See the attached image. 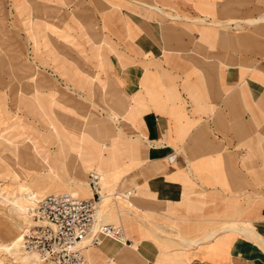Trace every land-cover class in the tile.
Wrapping results in <instances>:
<instances>
[{"label":"crops","instance_id":"obj_1","mask_svg":"<svg viewBox=\"0 0 264 264\" xmlns=\"http://www.w3.org/2000/svg\"><path fill=\"white\" fill-rule=\"evenodd\" d=\"M16 4L52 79L21 60L3 138L27 141L34 166L11 152L55 182L43 198H90L96 172L103 204L131 209L102 214L123 242L102 237L89 264H264V0Z\"/></svg>","mask_w":264,"mask_h":264},{"label":"rangeland","instance_id":"obj_2","mask_svg":"<svg viewBox=\"0 0 264 264\" xmlns=\"http://www.w3.org/2000/svg\"><path fill=\"white\" fill-rule=\"evenodd\" d=\"M12 8L14 10H18L16 0H0V140H2L0 141V143H3V137H5L7 133H9L8 131H6L7 127L13 124L15 125L20 120V114L14 105L15 102L9 100V95L11 92H18L20 88V84L22 81L21 79L17 78L16 71L17 66L19 65L21 60H29L44 76L52 79L50 69L43 68L42 65L39 66L40 63L37 61V58H39L40 56L34 51L31 52L30 46L28 45L26 37L24 35V31L21 30L19 22L15 21V16L12 14ZM24 24L28 25V20H26ZM3 41H6L10 45H12L11 48H13V50L15 48H19V46H22L25 57L23 56V53L9 51L10 47H8V50L5 51V49H3ZM10 80L13 81L10 87L11 89H5L4 83L7 84L10 82ZM28 84L26 86L28 88V92L32 93L31 89L29 88L31 86ZM45 117L47 122L49 123L50 129H52L51 117ZM3 120L4 123H2ZM32 128L33 131H35L36 128ZM25 142L27 141H19V143H22V145L20 144L21 146L15 147L12 146L11 150L19 155V158H22L21 160L23 162L29 163L31 161L33 162L34 166V159L32 160L29 156L31 150L28 147V142ZM51 147L53 146L51 145ZM6 154L8 153L6 152ZM40 181L42 182L34 183L33 186L31 184L28 185V190L36 191L39 188H43L44 190H46L45 183H55L51 180L40 179ZM22 183L24 182L20 181V183H15L8 180L3 174L2 167L0 166V264H34V260L33 262H30V260H23V257L27 255H25V252L20 248V243L16 242L20 237L24 226L31 221L27 209L30 208L29 206L32 205V203L25 200V198L29 199L31 196L25 193V188H21ZM50 188L55 189V185H50ZM102 191L106 192V189L102 187ZM60 192L64 191L60 190ZM60 192L58 194H61ZM51 194L52 193H47V195ZM126 205L127 203L122 200H114L109 197L107 203H104L101 206L100 215L112 211V213H115L116 217V210H120L121 208H123V206ZM20 208H22L23 210ZM124 209L127 211V213L131 211L129 206H126ZM11 241L16 242V247L18 249L16 250V247H13L12 251L9 254L3 249V247L10 248L11 246H9V243Z\"/></svg>","mask_w":264,"mask_h":264},{"label":"built area","instance_id":"obj_3","mask_svg":"<svg viewBox=\"0 0 264 264\" xmlns=\"http://www.w3.org/2000/svg\"><path fill=\"white\" fill-rule=\"evenodd\" d=\"M88 181L91 199L80 200L68 193L48 195L30 210L31 223L22 232L21 245L35 252L40 264H87L81 244L97 246L100 234L122 238L121 227L95 229L100 179L90 174Z\"/></svg>","mask_w":264,"mask_h":264},{"label":"bare ground","instance_id":"obj_4","mask_svg":"<svg viewBox=\"0 0 264 264\" xmlns=\"http://www.w3.org/2000/svg\"><path fill=\"white\" fill-rule=\"evenodd\" d=\"M31 82H33V81H31ZM2 123H4V120L2 121ZM16 127L15 126H13V127H9L8 128V130H13V129H15ZM4 133V132H3ZM4 136V135H3ZM34 138V137H33ZM0 139H1V135H0ZM0 141H2V140H0ZM0 166L2 167V172H3V174L5 175V177L8 179V180H10V181H12V182H15V183H20V181H23L24 183H22L21 184V188H25L24 190L26 191L25 193L27 194V195H29V196H31L29 199L28 198H25V200H27V201H29L30 203H32V205H35V203H37V202H39V201H41L42 199H44L43 198V196L45 195V190L43 189V188H39V189H37L36 191H29L28 190V185H30V184H34V183H40L39 181L40 180H38V181H36V180H33V176H32V174L34 173L33 171H34V169L33 168H31V167H26L25 165H22V164H20L19 162H18V160H17V158H16V156L11 152V147L13 146V143H11V141H10V139H9V137H7V138H5V139H3V143H0ZM6 152L8 153V154H6ZM37 154V153H36ZM38 160V159H37ZM44 165V164H43ZM90 174H97L98 176H99V174L98 173H96V172H92V173H90ZM89 174V175H90ZM41 179V178H40ZM99 179H100V176H99ZM33 180V181H32ZM70 184H73V182H70V183H67L66 182V184H64V186H66V187H69L70 186ZM82 186H88V188H89V190H90V198H87V199H80V198H78V199H80V200H88V199H91L92 198V191H91V189H90V187H89V181H88V185H87V182H86V184L84 183V182H82ZM99 186H100V188H99V193H100V201L99 202H97V205H96V223H95V229L96 230H98V229H100L102 226H108V225H103V224H101V219H102V214L100 215V210H101V206L103 205V202L107 199V196L102 192V190H101V179H100V182H99ZM28 190V191H27ZM64 192H60V190L59 191H56V192H50V193H52L53 195H56V194H58L59 192L60 193H72V194H74L75 196L77 195V196H79L77 193H75L74 191H70V190H68V189H62ZM71 194V195H72ZM73 196V195H72ZM74 196V197H75ZM47 197V196H46ZM109 197H112V198H114L115 200H121V198H119V196L118 195H115V194H113V195H111V196H109ZM77 198V197H76ZM32 205H30L29 207L30 208H28L27 210H28V214H29V218H30V220H31V217H30V211L29 210H31V208L33 207ZM20 209H22V208H20ZM23 210V209H22ZM25 210V209H24ZM25 223V222H24ZM27 223V222H26ZM31 223V221L28 223V224H26L25 226H24V229L29 225ZM23 229V230H24ZM23 232V231H22ZM21 236H22V233H21V235H20V237L18 238V240L16 241V242H18V243H20V248L25 252L24 254L25 255H27V256H25V257H23V260L24 261H28V260H30V262L32 261L33 262V260H34V264H40V262H39V257H38V255L35 253V252H28V251H26L23 247H22V245H21ZM102 237H109V238H115V237H113V236H110V235H105V234H100L99 235V243H100V241H101V238ZM115 239H119L120 241H122L123 242V240H121L122 238H115ZM16 242H13V241H11L10 243H9V246H11L10 248H8V247H3V249L6 251V252H8L9 254H10V252L12 251V248L14 247H16ZM98 243V244H99ZM89 247H91V246H89L88 244H87V242H85V243H83V244H81V248H82V253H83V255L85 256V250L87 249V248H89ZM18 248L16 247V250H17ZM85 258V260H86V257H84ZM86 262H87V264H89V262L86 260Z\"/></svg>","mask_w":264,"mask_h":264}]
</instances>
